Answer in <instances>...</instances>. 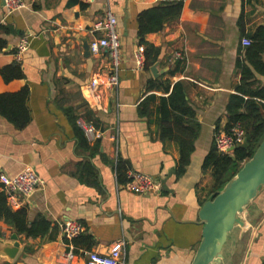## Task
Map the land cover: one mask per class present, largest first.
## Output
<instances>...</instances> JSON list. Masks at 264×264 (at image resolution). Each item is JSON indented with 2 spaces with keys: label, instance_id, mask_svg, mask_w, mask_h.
Here are the masks:
<instances>
[{
  "label": "crops",
  "instance_id": "obj_1",
  "mask_svg": "<svg viewBox=\"0 0 264 264\" xmlns=\"http://www.w3.org/2000/svg\"><path fill=\"white\" fill-rule=\"evenodd\" d=\"M23 1L25 7L5 15L0 0V24L13 29L0 32L6 41L0 68L18 60L24 73L9 82L0 75V93L27 85L30 114L20 130L0 115V174L35 168L42 185L10 207L25 208L30 222L42 216L50 226L44 235L27 237L0 220V240L10 241L16 233L20 242L17 256H0V264H57L69 246L76 254L73 264H85L88 250L104 253L118 240L120 264H190L203 226L197 212L212 195V173L202 168L203 159L214 132L226 125L230 94L237 92L241 38L264 26V0H183L177 18L145 35L160 48L157 76L135 65L136 16L164 0H92L85 7L71 0ZM107 12L117 19L120 61L118 84L96 90L99 106L89 82L102 84L111 66L104 50L84 56L83 41L103 33L94 24ZM23 39L27 47L17 59L14 50ZM180 80L200 127L189 162L178 175L180 148L160 138L156 107L158 97L167 96ZM253 80V87L264 88V74L255 73ZM150 81H169V91L151 87ZM149 95L155 96L149 113L139 115V104ZM70 113L100 137L84 134L81 145ZM118 161L127 167L125 176L128 170L153 176L159 192L124 189L117 180ZM241 218L244 225L230 233L224 258L215 264H264V186ZM66 220L83 225L75 243L61 235L59 226Z\"/></svg>",
  "mask_w": 264,
  "mask_h": 264
},
{
  "label": "trees",
  "instance_id": "obj_2",
  "mask_svg": "<svg viewBox=\"0 0 264 264\" xmlns=\"http://www.w3.org/2000/svg\"><path fill=\"white\" fill-rule=\"evenodd\" d=\"M79 2L81 7L86 4L82 0H71L70 3ZM183 0H164L156 5L147 7L136 16V38L137 44L144 46L143 68L148 69L157 59L160 48L148 43L145 35L161 30L164 25L177 18L181 12ZM0 32L4 34L13 33V29L0 24ZM246 37L250 39L249 45L243 46L239 50V57L236 67L240 68V82L237 92L230 94L226 106L227 122L225 131L235 125L240 124L244 130L247 147L236 146L229 154H222L217 151L214 143L207 155L203 159L202 168L210 169L213 177V185L210 198L214 197L218 191L240 168L241 163L247 160L254 152L258 144L264 138V88L253 87L255 73L264 74V26L255 28ZM6 46V41L0 38V50ZM16 50H14L15 52ZM176 67L170 73L177 71ZM0 75L4 82L13 79L24 78L23 69L18 60L11 62L0 68ZM151 87L162 88L169 91V81L149 82ZM29 89L27 85L22 86L14 92L0 93V115L20 130L24 128L29 120L30 114L26 105ZM155 100L154 95H149L143 99L138 107L139 115L149 113V104ZM157 127L161 139H168L178 143L180 148V158L177 161V174H182L185 166L189 162V157L194 149V141L199 131V123L195 119V112L189 105L183 81L173 84L167 96L158 97ZM73 125L75 136L81 145L86 143L85 135L77 124L76 115L68 114ZM127 167L120 161L116 164L117 180L125 182L124 172ZM127 173V172H126ZM0 181V220L9 225L17 234H24L27 237H37L47 233L50 223L42 216L36 217L33 221H28L26 209L23 207L12 209L8 204V198L2 189ZM75 243V238L72 240Z\"/></svg>",
  "mask_w": 264,
  "mask_h": 264
},
{
  "label": "built area",
  "instance_id": "obj_3",
  "mask_svg": "<svg viewBox=\"0 0 264 264\" xmlns=\"http://www.w3.org/2000/svg\"><path fill=\"white\" fill-rule=\"evenodd\" d=\"M85 3L92 0H82ZM25 7L23 0H2V9L5 15H9L12 12ZM95 31H102L99 36H94L89 41V50L92 54H99L101 50H104L108 56L110 62V70L102 84L99 85L98 80L92 79L89 82L91 89V97L96 104H99V95L96 90L99 86L103 85L106 88H113L118 84V67L120 61V34L117 27L116 17L107 12L102 22L94 24ZM250 39L248 37L241 38L242 46L249 45ZM27 47L26 40H22L17 46L15 55L19 58L21 52ZM144 46L137 44L134 51L135 65L142 68L144 61ZM181 58L180 54H177ZM264 103V100H260ZM78 126L82 129L83 133L89 138L100 137V132L96 131L91 124L85 123L82 120L77 121ZM245 140L244 130L240 124L233 125L229 131L217 130L214 132L213 143L218 152L222 154H229L239 144ZM0 181L2 182V189L7 195L8 204H14L17 202L18 197L28 198L35 190L42 185L35 168L31 165L23 167L19 172L12 176H5L0 174ZM122 187L128 191L137 194H155L159 192V184L157 180L144 172H137L128 170L126 173V181L122 183ZM62 237L71 241L76 238L82 231L83 225L77 220H66L59 226ZM122 250V242L116 241L109 247L107 252L101 253L97 250H88L86 252L85 264H120V255ZM76 258V254L73 251L72 246H69L64 253L60 255L57 264H73Z\"/></svg>",
  "mask_w": 264,
  "mask_h": 264
},
{
  "label": "water",
  "instance_id": "obj_4",
  "mask_svg": "<svg viewBox=\"0 0 264 264\" xmlns=\"http://www.w3.org/2000/svg\"><path fill=\"white\" fill-rule=\"evenodd\" d=\"M83 54L90 55L86 39L83 41ZM156 66V63L150 66L154 76H157ZM238 147H247V142L244 140ZM263 186L264 138L253 154L241 163L238 171L215 192L214 197L205 200L199 207L197 216L203 226L190 264H215L224 258L230 233L244 225L241 215ZM10 238V241L0 240V256L7 260L14 259L20 250L17 234L13 233Z\"/></svg>",
  "mask_w": 264,
  "mask_h": 264
}]
</instances>
